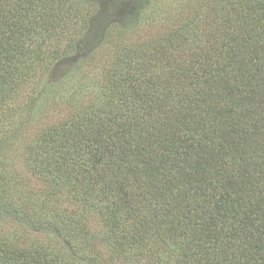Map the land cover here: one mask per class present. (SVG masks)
<instances>
[{"label":"trees","instance_id":"1","mask_svg":"<svg viewBox=\"0 0 264 264\" xmlns=\"http://www.w3.org/2000/svg\"><path fill=\"white\" fill-rule=\"evenodd\" d=\"M7 4L0 123L21 85L60 56L52 32L67 37L80 11L78 0ZM194 12L117 53L90 105L37 139L43 197L11 198L20 179L0 173L2 212L61 241L27 243L14 221L0 264H100L83 210L52 205L64 193L96 211L113 257L156 241L178 264H264V0H202Z\"/></svg>","mask_w":264,"mask_h":264},{"label":"rangeland","instance_id":"2","mask_svg":"<svg viewBox=\"0 0 264 264\" xmlns=\"http://www.w3.org/2000/svg\"><path fill=\"white\" fill-rule=\"evenodd\" d=\"M201 1L78 0L80 11L75 27L70 29L72 31L65 37L66 33L61 36L54 30L50 36V51L56 49L60 56L50 58L49 62L36 69L32 81L21 85L10 103L13 107L11 116L0 123V173L6 180L20 179L18 186L7 190L11 198L18 191L43 197L48 180L36 173L30 161V156L40 151L37 139L67 122L74 111H81L90 105L117 53L177 29L192 16ZM6 2L8 8L13 0H0V3ZM82 21L86 24L79 30ZM77 202L78 199L64 193L52 205L61 209L83 210L89 227L97 234L94 243L96 252L101 254L100 264H159V256L165 261L169 259L165 264H178L177 258L167 257L156 241L130 250L125 259L111 256L108 253L109 244L104 239L107 229L99 215L96 211L83 209ZM12 215L0 209V235H12L18 222L17 235L29 239L27 243L41 237L51 246L59 247V238L53 234H41L26 222L27 218L19 217L16 221L17 217L14 216V220ZM4 221L11 225L2 224ZM14 221L16 223H12Z\"/></svg>","mask_w":264,"mask_h":264}]
</instances>
